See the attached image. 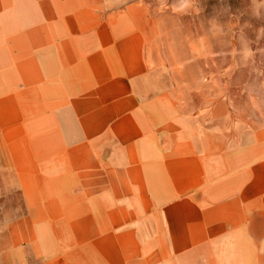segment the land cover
<instances>
[{
  "label": "crops",
  "instance_id": "crops-1",
  "mask_svg": "<svg viewBox=\"0 0 264 264\" xmlns=\"http://www.w3.org/2000/svg\"><path fill=\"white\" fill-rule=\"evenodd\" d=\"M147 22L137 0H49L15 33L0 21V104L31 111L23 141L48 161L32 183L47 217L3 230L6 255L37 227L36 255L57 264H264V124L152 90Z\"/></svg>",
  "mask_w": 264,
  "mask_h": 264
},
{
  "label": "rangeland",
  "instance_id": "rangeland-1",
  "mask_svg": "<svg viewBox=\"0 0 264 264\" xmlns=\"http://www.w3.org/2000/svg\"><path fill=\"white\" fill-rule=\"evenodd\" d=\"M48 1L0 0V21L14 33L30 29L33 16L46 13ZM137 1L148 12L147 50L152 62L147 83L152 90L177 91L176 103H197L202 119L209 118V105L223 104L231 107L233 120L246 122L248 131L253 130V122L264 124V0ZM22 82L19 88L28 95L31 81L25 85ZM31 118V111L19 110L14 97L6 105L0 104V234L12 227L14 233L7 232L9 238H15L17 222L29 221L35 210L47 217L49 210L46 206L37 209L33 204L39 198L48 200L47 191H32L33 178L40 185L47 178L33 177L37 173L33 162L36 167L39 163L44 174L48 161H32L31 144L23 141L31 136ZM44 148L39 145V151ZM33 226L43 229L39 238L46 236V223ZM36 229L35 233L25 230L27 237L19 236L21 252L17 255H6L1 250L0 264H57L46 253L36 255L30 239L38 237ZM142 242L137 241L138 247H143ZM160 258L163 261L155 262L179 263L176 256Z\"/></svg>",
  "mask_w": 264,
  "mask_h": 264
}]
</instances>
